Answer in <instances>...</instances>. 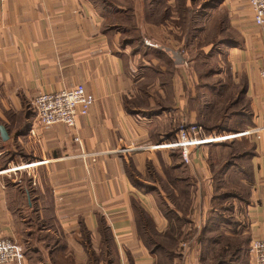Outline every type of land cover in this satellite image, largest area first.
<instances>
[{"label":"crops","instance_id":"0c3cea01","mask_svg":"<svg viewBox=\"0 0 264 264\" xmlns=\"http://www.w3.org/2000/svg\"><path fill=\"white\" fill-rule=\"evenodd\" d=\"M194 1L189 20L216 23L190 57L171 0H0V238L24 251L11 264H247L264 239V26L247 0ZM76 84L88 114L38 127L32 99ZM182 119L258 133L172 146Z\"/></svg>","mask_w":264,"mask_h":264},{"label":"built area","instance_id":"2783aa9c","mask_svg":"<svg viewBox=\"0 0 264 264\" xmlns=\"http://www.w3.org/2000/svg\"><path fill=\"white\" fill-rule=\"evenodd\" d=\"M255 24L264 26V0H247ZM264 77L263 63L258 69ZM94 103V96L82 84H76L58 91L42 92L31 101L36 125L48 128L56 123H63L72 127L76 123L77 115H86ZM179 125L182 139L171 143L172 146L192 145L195 147L215 143H223L233 139L258 133V129L250 128L243 131L204 132L199 124L186 125L182 119ZM157 147L159 146L156 145ZM24 259L21 245L9 238H0V264L19 263ZM247 264H264V239L252 240L248 249Z\"/></svg>","mask_w":264,"mask_h":264},{"label":"rangeland","instance_id":"374dc122","mask_svg":"<svg viewBox=\"0 0 264 264\" xmlns=\"http://www.w3.org/2000/svg\"><path fill=\"white\" fill-rule=\"evenodd\" d=\"M172 2L167 3L169 9H170V15L173 17H177L178 22L177 25H179V29L182 31V33H185L186 31H190V33H192V35H196L192 41L193 45L192 48L195 49H199L200 47H204L206 41H207V35H210L213 31H215V23L214 25H211V22H209L208 20V13L205 14V12L200 13L199 15H197V17L194 16V18L189 20L190 17V11L189 8L191 7V5H184L182 0H171ZM199 2H201L202 0H197ZM208 4H216L217 2H219L220 0H207ZM196 2V0L194 1V3ZM205 14V15H204ZM196 18V19H195ZM118 22H119V30L122 33L121 35V39L124 38H128L131 35L132 32V37L134 39V42H136V38H140L139 33L136 32V26H138L137 22L133 23L130 22L128 23V21H125L124 19L118 18ZM128 23V24H127ZM125 24H127V33H125L124 31H121L124 29V27L126 28ZM173 24V23H170ZM168 25V24H167ZM194 27H197V29H194ZM217 29V28H216ZM131 37V38H132ZM191 39V38H190ZM195 39H197V43L195 44ZM142 42H137L136 44L139 45ZM196 50L190 52L189 51V56L190 57H195L196 54ZM203 55H199V59H198V68H197V73H198V77H200L202 80H205V78L207 77V74L209 73L208 68L206 66L205 63V58L202 57ZM218 68V67H217ZM216 67L213 68L214 70L217 69ZM228 142V141H226ZM225 142H223L224 144ZM220 168V165H216V169L218 170ZM229 185V183H228Z\"/></svg>","mask_w":264,"mask_h":264},{"label":"water","instance_id":"95a60500","mask_svg":"<svg viewBox=\"0 0 264 264\" xmlns=\"http://www.w3.org/2000/svg\"><path fill=\"white\" fill-rule=\"evenodd\" d=\"M0 136L2 139H7L8 135L3 125L0 124Z\"/></svg>","mask_w":264,"mask_h":264},{"label":"trees","instance_id":"16d2710c","mask_svg":"<svg viewBox=\"0 0 264 264\" xmlns=\"http://www.w3.org/2000/svg\"><path fill=\"white\" fill-rule=\"evenodd\" d=\"M226 143V142H225Z\"/></svg>","mask_w":264,"mask_h":264}]
</instances>
